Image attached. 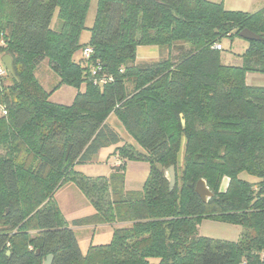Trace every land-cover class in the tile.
<instances>
[{
    "label": "trees",
    "instance_id": "16d2710c",
    "mask_svg": "<svg viewBox=\"0 0 264 264\" xmlns=\"http://www.w3.org/2000/svg\"><path fill=\"white\" fill-rule=\"evenodd\" d=\"M91 2L0 0V57L10 55L15 71L0 77V264H43L48 255L52 264H264V86L246 80L264 74V41L248 40L241 66L222 64L216 47L245 28L264 37V8L97 0L82 45ZM56 12L60 30L51 27ZM87 46L108 84H94L90 61L75 57ZM141 46H156L160 58L138 62ZM45 60L60 77L55 88L78 90L71 105L50 100L36 74ZM113 113L134 140L118 147L123 161L109 176L85 175L77 165L121 140L107 122ZM183 138L171 190L165 171L177 168ZM127 157L149 163L140 190L125 188ZM200 179L214 193L207 202L191 186ZM69 182L96 208L74 226L114 223L108 243L81 250L55 199ZM203 219L241 226L240 237L198 235Z\"/></svg>",
    "mask_w": 264,
    "mask_h": 264
},
{
    "label": "rangeland",
    "instance_id": "374dc122",
    "mask_svg": "<svg viewBox=\"0 0 264 264\" xmlns=\"http://www.w3.org/2000/svg\"><path fill=\"white\" fill-rule=\"evenodd\" d=\"M214 2H222L227 9L241 10L254 13L259 8H264V0H211ZM261 10V9H260ZM259 10V11H260ZM97 15V0H92L89 9L86 13L85 28L80 34V43L82 45L88 43L91 38V30L95 23ZM62 21L59 20L57 12L55 13L51 27L55 30H60ZM223 50H221V62L224 65L241 66L243 64V53L248 47V40L235 35L233 38L226 37L221 40ZM148 46H141L137 50L138 62L143 63L146 61H153L159 58L149 52H143L141 50ZM159 49V48H158ZM162 50V49H161ZM160 51V49H159ZM77 59L82 57V49L80 48L76 53ZM0 64H3L2 57H0ZM4 65V64H3ZM37 77L40 79L41 84L48 92H52L50 100L55 103H61L65 105H71L78 90L68 83H62L58 88H55L59 84V75L48 65L47 60L43 61L37 68ZM248 85L252 86H264V74L258 72H248L246 75ZM55 89L54 91H52ZM85 89L82 86L81 90ZM185 120V118H184ZM108 124L114 128L120 135V142L115 145H109L101 149V152L96 156L99 160L97 163L92 164H79L77 170L85 173V175H91L90 177L98 178L109 176L113 170V167L119 165L123 159L118 153V147H122L125 144H130L134 140L132 134L125 127L124 123L116 114L109 115L107 119ZM182 122V120H181ZM183 125V123H182ZM186 125V120H185ZM185 138L182 139L180 152L178 154L177 168H175L176 175L179 176L180 168L183 163ZM117 150V151H116ZM161 167V165H157ZM149 163L141 162L134 159L126 158L124 176H125V188L140 190L143 186L149 174ZM243 177L249 178L247 174H243ZM227 180L222 183L224 188ZM55 199L58 202L59 207L63 213V216L67 222V225L71 227L77 236L80 248L83 252H86L90 244H105L110 241L112 232L117 227L114 223L108 225H94V226H74L73 220L76 218H82L87 215L94 214L96 208L90 201L89 197L75 184L69 182L63 185L55 194ZM103 230L110 234L109 238L102 239L101 234ZM242 227L234 224L223 223L211 219H203L199 224L198 235L207 236L215 239H224L229 241H236L240 237ZM108 234V236H109Z\"/></svg>",
    "mask_w": 264,
    "mask_h": 264
},
{
    "label": "water",
    "instance_id": "95a60500",
    "mask_svg": "<svg viewBox=\"0 0 264 264\" xmlns=\"http://www.w3.org/2000/svg\"><path fill=\"white\" fill-rule=\"evenodd\" d=\"M239 36L247 39V40H261L264 41V37H262L260 34H257L256 32L245 28L240 31ZM2 62L4 64L5 69L11 74L15 75L14 66H13V59L10 55H5L2 58ZM183 126H185V120L183 114L181 115ZM71 146H69L67 156L69 155ZM165 177L168 179L170 183V189L172 190L174 186L176 185V172H175V166H171L165 171ZM192 187L195 188L196 193L199 195V197L204 201L207 202L213 195V191L209 188L207 185V181L205 179H200L197 181L196 184H191ZM8 255L10 252L8 251ZM53 263V255H48L47 258L44 259L43 264H52Z\"/></svg>",
    "mask_w": 264,
    "mask_h": 264
},
{
    "label": "built area",
    "instance_id": "2783aa9c",
    "mask_svg": "<svg viewBox=\"0 0 264 264\" xmlns=\"http://www.w3.org/2000/svg\"><path fill=\"white\" fill-rule=\"evenodd\" d=\"M216 47L221 50L222 44L219 43ZM93 54V48L91 46H87L82 50L83 57L90 61L89 71H90V78L92 79L93 83L96 85H105L108 84L112 78L108 75L104 70V66L101 61L93 62L91 60V56ZM6 69L3 64H0V77L6 74ZM263 261H264V254H263Z\"/></svg>",
    "mask_w": 264,
    "mask_h": 264
},
{
    "label": "crops",
    "instance_id": "0c3cea01",
    "mask_svg": "<svg viewBox=\"0 0 264 264\" xmlns=\"http://www.w3.org/2000/svg\"><path fill=\"white\" fill-rule=\"evenodd\" d=\"M260 9H262V8H259L258 9V11L260 10ZM140 48V47H139ZM141 52H142V54H144L143 52H149V53H152V54H154L155 56H156V58H160V52H159V49L156 47V46H148V47H146V48H144L143 50H141ZM138 60V59H137ZM158 60V59H157ZM101 152V150L99 151V153ZM98 153V154H99ZM97 154V155H98ZM96 155V156H97ZM99 160L100 159H98L97 157H95L94 158V161L92 162V163H97V162H99ZM141 162H144V161H141ZM92 163H90V164H92ZM89 176H91V175H89ZM127 190H137V189H134V188H132V189H127ZM107 198H108V196H107ZM102 225H108V224H102ZM90 226H94V225H90ZM109 234V233H108ZM108 234H107V231L106 230H103V232H102V234H101V237H102V239H106V238H109L110 237V234H109V236H108ZM111 238V237H110Z\"/></svg>",
    "mask_w": 264,
    "mask_h": 264
}]
</instances>
